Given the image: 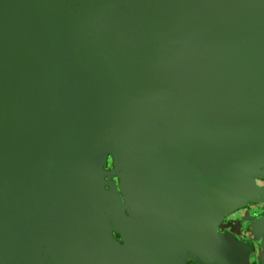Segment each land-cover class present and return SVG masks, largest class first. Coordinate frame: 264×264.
I'll return each instance as SVG.
<instances>
[{
    "label": "water",
    "instance_id": "obj_1",
    "mask_svg": "<svg viewBox=\"0 0 264 264\" xmlns=\"http://www.w3.org/2000/svg\"><path fill=\"white\" fill-rule=\"evenodd\" d=\"M263 176L264 0H0V264H248Z\"/></svg>",
    "mask_w": 264,
    "mask_h": 264
},
{
    "label": "flooded vegetation",
    "instance_id": "obj_2",
    "mask_svg": "<svg viewBox=\"0 0 264 264\" xmlns=\"http://www.w3.org/2000/svg\"><path fill=\"white\" fill-rule=\"evenodd\" d=\"M111 168H112L111 167V161L108 157L106 160V164L104 165V170L109 172L111 170ZM261 180L264 182V179H261ZM111 181L114 182L116 191L118 192L117 179L112 178ZM261 187H264V185H262ZM105 188L108 189L107 186H105ZM118 194H119V192H118ZM119 195H118V198H119ZM117 201L123 202V200H121V198H119ZM242 210H243V208L238 209L234 213H232L231 215H229L227 217H223L222 219H220L219 222L217 223L216 228H215V232L219 236H224L226 233H229V234H231V236L233 237L234 240L248 245L250 247V253L247 256L248 264H261L260 258H259V254L261 251V238L255 239V237L251 233L250 228H249V232H247V233L244 232L243 234H240L239 232H232V231L230 232V231L226 230V224H225L226 219H228L229 217L233 218V217L239 216ZM255 218H257V216ZM110 224L112 227L111 234H112L113 238L119 244H122V239H121L120 234L114 229L115 228L114 222L111 221ZM181 257H182L183 263L179 262L177 264H198L197 255L192 251L190 252L189 250H183L181 252Z\"/></svg>",
    "mask_w": 264,
    "mask_h": 264
},
{
    "label": "rangeland",
    "instance_id": "obj_3",
    "mask_svg": "<svg viewBox=\"0 0 264 264\" xmlns=\"http://www.w3.org/2000/svg\"><path fill=\"white\" fill-rule=\"evenodd\" d=\"M256 183L258 186L264 185L261 179H257ZM260 209L261 206L253 204L244 207L239 216L226 219V230L239 232L240 234L249 232L250 222L258 215Z\"/></svg>",
    "mask_w": 264,
    "mask_h": 264
},
{
    "label": "trees",
    "instance_id": "obj_4",
    "mask_svg": "<svg viewBox=\"0 0 264 264\" xmlns=\"http://www.w3.org/2000/svg\"><path fill=\"white\" fill-rule=\"evenodd\" d=\"M259 179H264V176H263V177H260ZM255 181H257V178H255ZM256 184H257V183H256ZM260 187H261V186H260ZM262 188H264V187H262ZM248 205H251V203L248 204ZM248 205H247V206H248ZM253 205L261 206V209H260L259 212H258L257 218H255L254 220L264 218V203L258 201L257 203H255V204H253Z\"/></svg>",
    "mask_w": 264,
    "mask_h": 264
}]
</instances>
